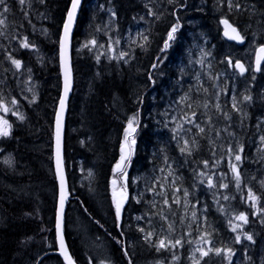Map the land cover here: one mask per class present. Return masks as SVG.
I'll use <instances>...</instances> for the list:
<instances>
[{
    "label": "trees",
    "instance_id": "1",
    "mask_svg": "<svg viewBox=\"0 0 264 264\" xmlns=\"http://www.w3.org/2000/svg\"><path fill=\"white\" fill-rule=\"evenodd\" d=\"M70 1L45 0L44 4H38L39 11L49 15L52 20L49 28L55 58L51 67L47 69L46 65V69H43L51 76V80L48 77L42 82V70L37 68L36 61L28 56L27 61L31 60L34 68H37L35 80L41 81L40 95L33 105H24L26 101L20 97L17 88H13V92L20 101V107L25 110V120H16L8 113L6 117L12 126L11 133L8 137H0V154L3 149L9 152L15 161L12 166H9L0 159V264H35L37 254L43 256L40 264H63L56 254L54 235L56 182L52 168V130L61 89L57 57L58 38ZM91 2H94L96 6L99 4L106 8H113L119 34H122L126 27L138 23L139 13L145 8L144 0H84L74 28L73 89L68 103L64 135V160L70 193L65 209L64 234L71 255L78 264H90V261L91 264H100L101 260L111 261V264H129V260L132 264H157V261H167L173 252H157L154 246L144 241L143 234L137 230L138 227L144 229L147 227L146 232L150 231L149 222L151 225H161L168 232V222H171L175 231L185 240H188L187 232L190 230L193 231L196 240L200 234L197 229L206 228L213 233L214 246L222 247L225 236L230 235L228 217L245 212L249 215V223L243 226V230L253 236L254 243L251 244L250 249L252 253L247 255L246 244L230 243V247L234 248L236 253H240L237 258L233 256L232 264H257L256 257L259 255L263 257L259 258L260 263L264 260V223L261 222L264 220V213L257 212V215H252L254 209L249 202L245 203L247 198L245 188L251 181L256 162L244 160L241 165L242 183L237 190L229 172V158L220 146L223 145L226 148L229 141L233 143H243V141L235 138L238 132L233 126L229 131L235 132L234 137L223 131L219 137H216L214 131H208L210 127L207 123L208 116L212 117L211 127L214 129L223 130L228 122L221 114L216 113L213 107L208 109L203 107L205 102L210 105L215 104L212 85L205 84L207 93L203 90L195 91L196 83L194 82L193 86L192 75L188 76L183 72L180 62L186 61L185 49L190 35L194 34L198 40L204 36L215 44L213 55L211 54V57L215 58V64L211 71L213 74H220L226 68V62H222L225 61L224 57L228 56L226 53L236 52L239 48L224 42L219 21L228 19L242 33L249 34L246 27L254 23L253 18L258 13L264 31V0H239L242 5L245 3L244 7L241 10L233 9L232 11H229L226 4L222 5L220 0H174L172 4H169L167 0H159V4L155 6L158 8L162 5L158 12L162 15L159 20L154 17L150 19L152 22L148 31L147 47L137 46L133 58L127 64L123 61L118 64L115 60L107 61L105 58L97 62L95 54L89 52L87 48L82 47L80 52L74 49L76 43L85 44L84 41L91 37L90 29H87L86 34L83 32L91 17L89 5H87ZM179 4H184L185 7L180 8ZM249 4L257 7L255 15L251 14L252 9L249 11L250 8L247 6ZM106 8L97 16H102ZM97 11H99L98 8H95L94 12ZM173 11L180 18L183 27L177 33V39L167 50L166 56L161 57L164 63L153 70L152 63L156 60L167 31L176 22ZM26 30L36 43L41 42L38 35L30 34L31 29L27 27ZM40 44L49 50L46 42ZM208 49L209 44L206 51ZM22 51L24 55L28 53L26 50ZM15 53L20 55L19 52ZM204 78L205 82H208V79ZM50 81L52 88L48 84ZM190 88L191 91H189ZM186 93L189 98L183 105H192L188 110L189 113L196 111L197 122L206 129L203 136L195 137L199 146L191 156L180 153L178 142L173 139L172 128L165 127L163 121L159 120L162 115L166 117L165 113L172 111L171 105H174L176 110L180 109L179 113H182L185 109L177 101ZM224 93L232 94L231 89H227L222 95ZM235 93L242 94L240 86ZM251 96L254 102V94L251 93ZM221 105L225 111L231 112L229 102L222 99ZM137 112L139 125L135 133L136 145L126 167H130L132 171L139 167L138 169L146 174L153 173L155 165L161 161L155 160L151 153L156 149L163 152L168 158V163H172L176 169L175 178H180L176 180L175 186L163 187L168 199L171 201L173 198L174 187L194 190L195 195L188 199L196 204L199 220L193 221L191 227H187L186 219L184 223L180 222V217L184 215L185 210L183 206L173 204L169 210L163 204L164 195L156 194V189L161 188L158 186L153 191H149L153 186L146 180L138 181L139 187L132 186L133 189H129V199L124 204L121 219L116 220L111 180L117 179L116 191L123 185V181L119 174L113 172V167L120 160L119 147L124 139L127 120ZM154 112L159 115L158 118ZM257 113L261 116L260 112L257 111ZM232 115L235 118L237 114L232 113ZM28 124H30L29 128ZM189 127L192 126H185V129ZM41 129L44 132L42 137L37 139L38 130ZM195 132L196 129L193 127L192 133H187L186 138L191 139ZM241 133H243L242 130ZM250 136V133H246L244 139L246 144ZM210 139L214 141L215 149L209 143ZM214 150L215 155H213ZM245 151H247L246 148ZM78 160L85 168L93 170L92 189H88L87 182L80 187L75 185L76 167L71 165V161H76L75 165H77ZM204 160L210 163L220 162L215 168L204 169L202 164ZM194 170H204L209 175L215 173L218 176L219 173H229L224 178L229 187L214 190L221 195L231 197L227 201L220 199V204H223L226 209L225 213L218 210L219 205L214 195L203 191L206 177L201 184V178L194 176ZM129 181L130 178L127 180L128 185ZM194 182L196 188L193 189ZM257 192L264 198V192ZM133 193L134 196L140 197L138 198L140 202L132 198ZM95 195L98 199H95ZM177 195L182 197L183 192L180 191ZM153 204L156 206L153 207ZM161 209L168 217V222L160 218ZM172 213L175 215L173 216ZM141 214L144 215L145 221H136L135 216ZM204 217H207V225L201 223ZM76 219L80 221L81 226L79 224L78 226L84 230L83 233L97 248H102V252L84 247L82 234L75 232L73 228L75 223H78ZM175 231L171 234L174 235ZM156 236L153 237V241H156ZM260 245H263V248H260ZM191 246L186 243L183 248H179L181 253L177 264H189L187 255ZM125 251L128 253L127 256L124 254ZM174 251L177 254L178 249ZM246 255L250 259H245ZM201 264H228V262L221 256L210 254L201 261Z\"/></svg>",
    "mask_w": 264,
    "mask_h": 264
},
{
    "label": "snow or ice",
    "instance_id": "2",
    "mask_svg": "<svg viewBox=\"0 0 264 264\" xmlns=\"http://www.w3.org/2000/svg\"><path fill=\"white\" fill-rule=\"evenodd\" d=\"M39 4H44L45 0H36ZM169 4H172L174 0H167ZM18 3L21 6H24L26 3L31 5L32 0H18ZM220 3L226 4L228 7L229 11H232L233 9L236 10H241L244 5H242L239 0H220ZM81 5V0H71V7L69 8L67 12V18L64 21L63 25V34L60 37V57H61V67L63 69V75H64V95L60 99V111L57 113V121H56V142H57V175L60 179V185H61V195H60V209L57 212V223H56V231H57V239L59 241V253L60 255L64 258L65 264H75L72 256L69 254L65 243H64V238L62 234V212H63V205L65 201V194H64V178H63V172L61 169V159H60V139H61V129H62V116H63V109L65 106V100L67 98L68 92L71 88V83H72V78H71V70L67 64V46L69 42V37L72 32L73 24L77 16V10L79 9ZM103 8V5L100 6ZM147 8V15L152 16L155 19L159 20L161 18V14H158L152 7L149 5H145ZM178 7L183 8L185 7L184 4H179ZM0 8L3 9L2 12H0V28L7 27V16L6 14L11 11L9 5L6 3V0H0ZM109 11H111L109 9ZM251 11V9H249ZM174 16H176V12L173 11L172 13ZM25 19H28V13L25 12ZM41 18L42 19H47V17L41 13ZM111 15L115 17L116 13L114 11L111 12ZM141 20L144 19V17H140ZM29 24H32L31 20H28ZM220 23L225 26V36H227L231 40H235L238 43H243L245 41V36L241 34V32L238 30L237 27H234L231 23H229L228 19H221ZM33 28H35V25H32ZM183 27V25L180 22V18L176 16V22L173 23L169 30L167 31L166 38L163 40V45L159 50V53L156 57V60L152 63V69L155 70L157 69L162 63H164V60L161 59L162 56H166L167 50L172 46L173 42L177 39V33L180 31V29ZM97 31H101L100 28H97ZM43 34L47 35V29L42 30ZM5 32L3 30H0V36H5ZM137 35L141 39V43H139V47L141 48H146L147 43L149 41L148 35H146L143 32L137 33ZM12 39H17L16 36H12ZM121 43L119 39L112 40L111 38L108 41V50L115 52L116 51V46H118ZM132 43H136L135 40L132 41ZM19 46L22 49H36V45L32 42L29 41L28 37L25 36L23 39L19 41ZM83 48H87L89 51H92L94 48L100 47L103 48L105 45H101L98 43V41L95 38H92L91 40H88L85 42V44L82 45ZM257 54H256V59H255V71L256 72H261L264 71V67H262V61H264V44L259 45L257 48ZM103 55V53H101ZM210 53L205 51L204 49H201V59L195 61L196 63L203 64L204 63V57L209 56ZM129 56V53L126 51H120L118 55L114 56H109L108 58L110 60L115 59L119 61H123L124 63H128L127 57ZM6 59L11 63V65L14 66V68L19 71L21 70L23 64L22 61L19 59H16L12 54H8L6 56ZM97 62L100 60V55L96 56ZM229 68H235L238 70L239 75L243 76L246 71H249L245 67V65L239 61L236 60L235 63H233V59L231 57H225V61ZM192 63V61H190ZM7 71V69H5ZM29 72H31V69H28ZM221 76L225 75L224 73L219 74ZM210 79H215L214 77H209ZM149 79H152V73H149ZM197 79L199 80V74L197 75ZM253 79L255 77L253 76ZM154 82V81H153ZM215 87V85H213ZM203 88V86H200ZM31 91V89H28ZM191 91V88L189 89ZM203 91L205 93L208 92L207 88H203ZM222 92H226L227 89H222ZM219 94L217 93V100L219 99ZM188 95L187 93L180 98L179 101H177L178 104H183L185 101L188 100ZM253 97L251 94L248 93H242L239 96L233 95L231 98V112L225 111L224 108L220 103H215L213 105H210L208 102H205L203 104V107L205 109H208L209 107H213L216 110V113L221 114L223 119L227 121L228 123L226 124L225 128L223 130L221 129H214L211 127L212 125V117L208 116L207 123L209 124V129L208 131H214L216 137H219L221 135V131L227 133L229 136H235V132L229 131V129L233 126V115L232 113L237 114L240 117V124L243 126L244 120L247 118L248 113L244 111L245 105L251 103ZM35 100V97H33V101ZM142 102V100L140 101ZM11 103L13 105L18 104V101L13 98ZM189 109L192 107L191 104L186 105ZM0 111L4 113H9L11 112L12 115L17 116V118L21 121L25 119V117L22 114H18L14 111H12L11 108H9L6 104V102L0 98ZM166 114V113H165ZM198 113L196 111H191V113L185 112L183 116L179 118L180 121L182 122H177L176 127L172 129V132L174 133L173 139H176L178 142V147L180 153L186 154L187 156H191L193 154V151L198 148L199 142L195 138L196 136H203L206 132L205 127H202L200 123L197 122ZM173 121H177V117L173 116L171 117ZM190 125L192 127H189L187 129L184 128V125ZM139 125V113H135L131 115L128 120H127V126L124 129V139L123 142L121 143V156L120 160L117 162L115 165L113 172L115 174H119L121 179L123 181L127 180V172H126V164L130 162L132 153L136 144L135 140V133L137 131V126ZM11 124L7 119H5L3 116H0V137H8L11 133ZM167 127V125H165ZM196 129V132L192 134L191 139H186L181 135V132H186V133H192V128ZM257 129L261 133L259 135V146H258V152L261 154H264V117H260L257 120ZM182 140V144L180 141ZM209 143L213 146V149H215L216 145L213 140H209ZM220 148L224 151H226L228 159V166H229V172L231 173L232 179L235 183V186L237 190L240 189L241 183H242V170H241V165L246 159V157L243 155L245 145L243 143H233L232 141H229L227 144V147L224 148L223 145L220 146ZM213 155H215V150L213 151ZM223 159V157H222ZM5 164L12 166L13 160L12 158H6L3 161ZM165 164L168 166L169 169H171V165L168 164V158L165 157ZM220 161H213L209 162L208 160L202 161L204 169H210V168H215L217 164H219ZM260 162H264V155L260 156ZM164 171V168H161V172ZM174 170H170L167 173V176L163 177L165 181H168L169 177L173 176ZM91 175V173H89ZM229 175V173H219V176L214 179L216 176L215 173L212 175H209L208 172L204 170H194V176L200 177V183H204V178L206 177L207 179V187L209 190L213 189H227L229 187L228 183H223V179L226 178ZM160 177L156 178V181L153 182V187L149 189V191H153L156 186L157 182L160 180ZM180 179L179 177H176L171 181V184L175 186L176 180ZM255 179V177H253ZM261 187H264V179H261L259 181ZM112 185H113V203L115 207V216L116 220L119 221L121 219V213L124 208L125 201L129 199V194H128V188L127 184L124 183L121 186L120 191L117 193L116 185H117V179L112 180ZM160 188H163L164 185L161 183L159 184ZM193 189L196 188V183L194 182L192 185ZM182 191L183 195L182 197L177 195L178 192ZM158 195H164V200L163 204L165 207H167L169 210L171 209V206L173 204L177 206H183L185 209V212L189 210V204L191 203L189 201L190 196H194L195 193L193 191H190L187 188L181 189L179 187H174V190L172 192V199L171 201L168 199L167 193H158ZM214 199H216L217 204L219 205V211L222 213L226 212V209L223 204H220V199L222 198L223 200L227 201L231 197L227 195H221L219 192H214ZM133 199H137L136 197H132ZM261 197L257 196L252 188H248L247 192V198L245 200V203L251 202V206L253 208H256L258 204L261 202ZM137 202H140L137 199ZM199 203V201H197ZM153 207L156 205L153 204ZM191 220L192 221H198L199 217L197 216V210H196V204L191 205ZM257 212L259 213H264V207H260L257 209ZM257 212H253L252 215H257ZM147 215V214H146ZM160 218L164 220L165 222H168V217L164 214L163 209H161L160 213ZM174 216L175 213H172ZM144 217L138 216L135 219L141 220ZM184 217H180V222L184 223ZM264 223V220L261 221ZM204 225H207V217H204L203 221L201 222ZM249 223V215L245 212H240L239 214L235 215L233 218L228 220V225L230 228V231L235 233L234 237V243L235 244H242L243 240H248L252 241L253 236L249 234L248 232L243 230V226ZM191 227V224L189 225ZM210 227V226H209ZM139 232L143 234L142 238L146 243L151 244L156 248L157 252L161 251H172V257L171 261L168 262V264H174L175 261H178L180 257L176 254L175 249L183 248L184 245L187 243L189 245L195 244V247H193L189 253V260L190 264H201V261L204 260L205 257H208L210 254H214L216 256H221L225 261L228 262V264H232L233 261V256L235 255V249L230 247V246H225V247H215L214 242L212 240V232H209L205 229L201 230L200 228L197 229V231L200 232L199 238L196 240H185L183 236L177 239H169L167 237L158 239L156 241H153V237L156 235L154 231H147L143 227H138L137 229ZM168 232L172 233L175 231V228L171 222H168ZM190 234V233H189ZM123 235V233H121ZM243 237V240H242ZM119 242V241H118ZM125 256L128 255L127 251H125ZM198 254V255H197ZM245 259H250L247 255L245 256ZM91 264V261H90ZM100 264H111V261H106V260H101ZM129 264H132V261L129 260ZM157 264H165L164 261H157Z\"/></svg>",
    "mask_w": 264,
    "mask_h": 264
},
{
    "label": "rangeland",
    "instance_id": "3",
    "mask_svg": "<svg viewBox=\"0 0 264 264\" xmlns=\"http://www.w3.org/2000/svg\"><path fill=\"white\" fill-rule=\"evenodd\" d=\"M6 3L9 5L11 11L9 14H6L7 16V27L4 28H0V30H3L5 32V36H0V68L3 69V79L0 80V98H2L7 106L9 108L12 109V111L18 113V114H22L25 117V110L20 107V101L18 100V98L16 97L15 92H13V88H17V92L20 95V97L26 101V103L24 105H33V103H35L38 99V96L40 95V89H39V84H41V81H36L35 77H36V72H37V68L42 70V82L43 79H46L49 77L51 80V76L48 75V73L43 70V69H47L49 67H51L54 63V58H55V53L53 51V44L51 45V39H50V28L49 25L51 23V17L47 14H44L43 11H39L40 6H38V2H36V0H32L31 5H29L28 3H26L24 6H21L18 3V0H6ZM244 3V2H242ZM149 5L150 7H152L157 13L159 12L160 8L162 5H159L158 8H156V4H159V0H144L143 5L145 7V5ZM87 5H89V12L91 13V17L89 18L87 24L85 25V29L83 30V32L86 34L88 33L87 29H90L89 34L91 35V37H89L88 39H86L84 41V43L88 40H91L92 38H95L99 44L101 45H105V47L100 48H94L92 52L95 54V56L100 55V59L101 58H105L107 61H109L110 59L108 58L109 56H114V55H118L120 51H126L129 53V56L127 57L128 62L129 60H131L133 58L134 55V50L135 48L139 45V43H141V39L140 37L137 35V33L143 32L146 35H148V31L150 28V23L152 22L150 19L152 16H148L147 15V8L145 7L143 12L139 13L140 15L138 16L139 22L134 24V25H130L128 27H126V29L123 31L122 34H119L118 32V26L116 24V15L115 17H113L111 15V12L114 11L113 8L109 7L106 8L103 5V8H101L98 4V6L94 5V2L88 3ZM245 5V3H244ZM12 6V7H11ZM38 6V7H37ZM250 9H252V13L251 14H256L257 13V7H255L254 4H249L247 5ZM95 8L99 11L94 12ZM106 8L105 13L102 14V16H97L98 13H101L102 10H104ZM93 9V11H92ZM109 9L111 11H109ZM3 9L0 8V12H2ZM27 12L28 13V19H25V15L24 13ZM41 13H43L47 19H42L41 18ZM140 17H144L143 20L140 19ZM28 20L32 21V24L28 23ZM254 23L250 24L248 27H246V30H249V40H248V44L246 45L245 48L238 50L237 52L234 51H229L226 53L228 56L227 57H231V58H238V59H242L245 64H247L248 66H250V70H251V65H252V60L254 57V53H255V48H256V42L260 39V34H264L263 29V24H261V19L258 17V13L257 15H255V17L253 18ZM25 21V22H24ZM28 23V24H25ZM194 23V22H193ZM32 25H35V28L32 27ZM31 29L30 34H36L39 36L40 41L39 43H36L33 40L32 36H29V31L27 32L26 28ZM47 29V35L43 34L42 30L43 29ZM97 28H100L101 31H97ZM12 36H16L17 39H12ZM27 36L29 41L34 43L36 45V49H22L19 46V41L21 39H23V37ZM112 39L113 41L116 39H119L121 41V43L116 46V51L112 52L108 50V41L109 39ZM37 40V39H36ZM135 40L136 43H132V41ZM42 42H46L47 46L49 47V50L52 49L51 51H49L47 49V47H45L43 44H40ZM210 41H208L204 36H202L201 40H198L197 37L194 34L190 35V39L187 42V47L185 49L186 52V61H181L180 65L182 66V70L185 74H187L188 76L192 75L194 82L196 83L195 85V91L199 92L202 91L203 88H201L200 86H203V81L200 77L202 72H205L207 74L208 77H212L213 72L212 67L215 64V58L211 57V54L213 55V51H214V45H210L211 47L208 49L207 52L210 53L209 56L204 57V63L200 64V63H196L195 61L200 60L201 59V49H204L206 51L207 49V45ZM77 45L75 46V50L77 52H80L82 50V43L78 42L76 43ZM262 44V43H261ZM22 50H26L28 53H26L25 55L22 54ZM13 52H19L20 55L18 57L15 56V54ZM101 53H103V55H101ZM237 53V54H236ZM8 54H12L16 59H19L22 61V68L21 70L17 71L13 65H11V63L6 59V56ZM18 55V53H16ZM24 55V56H23ZM32 57L36 63H37V68H34V66L30 62L27 61L26 57ZM224 57V56H223ZM225 59V57H224ZM115 60V59H112ZM116 63L119 64V60H115ZM190 61H192V63H190ZM47 63V64H46ZM127 64V63H125ZM47 65V66H46ZM264 67V65H263ZM5 69H7V71H5ZM28 69H31V72L28 71ZM6 72H9V76L6 75ZM225 75L221 76L215 83V87L213 86V90H215V96H214V102L213 103H220L221 104V100L223 99L224 101L229 102L230 107H231V98L233 95H237L239 96V94L235 93L238 85H234V87L231 89V93L232 94H226L224 93L222 95V89H229L227 86V82L229 80L234 81L236 78V82L238 84V81H240L243 85V89L241 90L242 93H248L254 94V102H256V106H252V101L251 103L243 106L244 107V111H246L248 113L247 118L244 120L243 126H241L240 124V117L238 115H236L235 118H233V123H235L233 125V128H237V132L238 134L235 136V138H240L244 145L246 144L244 139L246 138V133H250L251 136L248 137V141L247 144L245 146L246 150L244 149V152H246V155H243L246 157L247 160L252 161V162H256V168L254 173L251 176V181L248 182L246 189V192H248V188H252V190L254 191V193L261 197L260 194L257 191H261L264 192V187H261L259 181L261 179H264V162H260V156L264 155L258 152V146H259V135L261 134L258 129H257V121L254 118L258 119V113L259 110H262L264 108V71H261L260 74L255 75V74H250L249 76H244V77H240L239 73L234 69V68H229L227 63H226V68L222 71ZM2 74V73H0ZM199 74V80L197 79V75ZM253 76L255 77V79H253ZM11 80V81H8ZM211 81L213 79H210ZM224 80V86L221 87V81ZM48 82V81H47ZM245 82H247L248 84H245ZM50 88H52V84L51 81L50 83H48ZM51 84V85H50ZM194 85V84H193ZM221 87V88H220ZM28 89H31V91H29ZM49 90V89H48ZM219 94V99L217 100V96L216 94ZM33 97H35V100L33 101ZM15 98L18 101V104L13 105L11 103L12 99ZM176 103V100H175ZM184 104V103H183ZM182 104V108H184L185 110L182 113H179L180 109L175 108L174 105H171L172 111L168 114V118L161 116L162 118L159 119L161 122L163 121L164 126L167 125L170 128H175L176 127V123L177 122H182L179 120V118L181 116L184 115L185 112L189 113V108L185 105ZM187 108V109H186ZM246 108V109H245ZM213 110L216 112V110L213 108ZM181 112V111H180ZM11 115L12 113L9 112ZM8 114V113H7ZM7 114L0 111V116H3L5 119H7ZM37 114V111H36ZM190 114V113H189ZM154 115L156 116V118H158V114L154 112ZM16 120H19L17 118V116L12 115ZM39 116V114L37 115V117ZM72 116H73V111H72ZM80 116V115H79ZM176 116L177 117V121H173L171 119V117ZM217 117H219V115H217ZM25 120V119H24ZM21 121V120H20ZM172 122V125L169 124V122ZM184 126H188L187 124H185ZM27 127H30V124L27 125ZM165 128V127H164ZM72 130H74V127H72ZM236 130V129H235ZM241 130L243 133H241ZM43 130H38V135H37V139H39L40 137H42L43 134ZM181 135L186 138L187 133L186 132H181ZM187 139V138H186ZM182 143V140L180 141ZM2 155L0 156V159L2 160V162L6 159V158H12V155H10L9 153L5 152L3 149L1 150ZM151 156L154 157L155 160H159L161 161L160 163H157L155 165V168L153 169V173L150 174H146L144 171H138L139 167H136V169L132 172H130V181H129V189H133L132 186H134V188L139 187L138 185V181H142V180H146L148 184H151L153 186V182L156 181L157 177H160L161 179L157 182V186L156 188L159 186V184H163L164 186L166 185H172L171 181L173 179H175V167L173 166V164L168 163L171 165V169L168 168V166L165 164V157L163 152H161L159 149L153 150L151 153ZM153 159V160H154ZM152 161V160H151ZM150 161V162H151ZM14 160H13V164H14ZM79 160L77 161V165H75L76 161H71V165L76 167V180H75V185L76 186H82L85 182L88 183V189H92V184H93V179H94V174H93V170L89 169V168H84L82 166L81 163H78ZM12 164V165H13ZM151 163H149V167H151ZM229 167V166H228ZM161 168H164V171L161 172ZM170 170H174L173 172V176L168 178V181H165L163 179V177L167 176L168 171ZM13 171V170H10ZM89 173H91V175H89ZM218 177V175H216L214 177V179H216ZM253 177H255V179H253ZM223 183H225V179H223L222 181ZM203 191L204 192H208L209 194H213L214 190H209L207 187V179L205 180V183L203 185ZM133 190L131 191V195H132ZM194 192V190H193ZM158 193H164L163 188L161 189H156V194L158 195ZM52 196V192L50 193ZM94 195V193H93ZM264 195V193H263ZM95 199H98V197L95 195L94 196ZM133 197H136L137 199L140 198L138 196H134L133 193ZM261 203L257 205L256 208L254 209V212H257V209L260 207H264V198L263 196L261 197ZM189 201L191 202L189 204V210L187 212H185V210L183 211L184 215L183 217H185L186 219V225L187 227H190L189 225L193 223V221L191 220V205L194 204V201H192L191 199H189ZM251 204V202H249ZM138 216H142L144 217L143 214L138 215ZM138 216H135L138 217ZM234 216H230L228 217V220L233 218ZM78 221V223L76 222L74 225V231L77 233H81L80 235L83 238V244L84 247L86 249H95V250H99L102 252V248H97L96 245H94L90 238L85 235L83 233V229H81L78 224L80 225V221L78 219H76ZM136 221H145V217L141 220H137ZM150 231H154L156 233V240L158 239H162V238H169V239H177L180 238L181 236L179 235V233L177 231H175L174 235H172L171 233L167 232L166 230L163 229V227L161 225H151L148 222ZM81 226V225H80ZM147 227H145L146 229ZM230 230V228H229ZM230 232V235H226L224 240L222 241V247L225 246H230V243L234 242V237H235V233ZM190 233V234H189ZM231 233L233 235H231ZM200 235V234H199ZM199 238V236H198ZM187 239L188 240H195V237L193 235V231H189L187 232ZM243 240V237H242ZM254 243V239L252 241H248V240H243L242 244H246L247 246V255H250V253H252V251H250L251 249V244ZM195 247V244H192L191 248L188 249V259H189V253L191 251V249ZM260 248H263V245L259 246ZM174 251V250H173ZM172 252V251H170ZM180 249H178V256L180 257ZM238 254L240 253H236L235 252V256L237 258ZM198 255V254H197ZM40 255L37 254L35 256L36 261L35 264L37 262V260L39 259ZM171 257L170 256L168 258L167 261H165V264H168L169 261H171ZM259 258H263L262 256H257L256 260L258 261L257 264H264V260L261 261L259 263ZM178 261H175L174 264H177ZM46 264V263H43ZM189 264H190V260H189Z\"/></svg>",
    "mask_w": 264,
    "mask_h": 264
},
{
    "label": "water",
    "instance_id": "4",
    "mask_svg": "<svg viewBox=\"0 0 264 264\" xmlns=\"http://www.w3.org/2000/svg\"><path fill=\"white\" fill-rule=\"evenodd\" d=\"M83 2H84V0H81V5H80L79 9L77 10V16H76V19L74 21L73 28H72V32L70 34L69 42H68V46H67L66 57H67V64H68V66H69V68L71 70L72 83H71V88H70V90L68 92L67 98L65 100V106H64V109H63L62 129H61V139H60L61 169H62L63 178H64V194H65V197H66L65 198V201H64V205H63V212H62V234H63L65 246H66V248H67V250H68V252H69L70 255H71V253H70V251L68 249V246H67V243H66V240H65V235H64L65 208H66V203H67L68 198H69L68 184H67L66 172H65V165H64V133H65V125H66V121L65 120H66V114H67V109H68L69 98H70V95H71L72 89H73V71H72V41H73V33H74V28H75V25H76V22H77V18H78L80 9H81V7L83 5ZM70 7H71V1L69 3L67 12H68V10H69ZM67 12L65 14V17H64V20H63V24H62V27H61V31H60V35H59V39H58V55H57V57H58V66H59L60 79H61V89H60V95H59V99H58V103H57L56 111H55V115H54L53 130H52V136H53V138H52V164H53L54 178H55V182H56V206H55V216H54V235H55V242H56V254L61 259V261L63 262V264H65V261H64V258L59 253V241L57 239V231H56L57 212L60 209V195H61L60 179H59V177L57 175L56 121H57V113L60 111V99L64 95V75H63V69L61 67V57H60V44H59V41H60L61 35L63 34V25H64V21L67 18ZM229 23H231V22L229 21ZM220 27H221V36H222V39L224 41H226L228 43H231V44H234L237 47H243L245 45L246 38H245V41L243 43H238L237 41L231 40L227 36H225L224 33H225V30L226 29H225V26L223 24L220 23ZM234 27H236V26H234ZM257 48H256V50H257ZM256 50H255L254 58H253V71L255 73H259V72H256L255 71V59H256V54H257V51ZM239 61H241V60H239ZM241 62L244 64L243 61H241ZM263 64H264V61H262V65ZM235 70L238 71L237 69H235ZM120 153H121V147H120ZM127 176H128V173H127ZM126 181H123V182L126 183ZM119 191H120V189L117 190V193ZM72 258H73V256H72ZM40 260H41V257L37 260L36 264H39ZM73 260H74V258H73ZM74 262H75V264H78L75 260H74Z\"/></svg>",
    "mask_w": 264,
    "mask_h": 264
},
{
    "label": "flooded vegetation",
    "instance_id": "5",
    "mask_svg": "<svg viewBox=\"0 0 264 264\" xmlns=\"http://www.w3.org/2000/svg\"><path fill=\"white\" fill-rule=\"evenodd\" d=\"M259 41L262 43V44H264V34H260V39H259ZM260 43V44H261ZM14 54H15V56L16 57H18V55L15 53V52H13ZM0 73H2V74H0V80H2L3 79V77H4V75H3V69L2 68H0ZM221 74V73H220ZM251 74V72H246L243 76H249ZM252 74H254V73H252ZM6 75L7 76H9L10 74H9V72H6ZM212 77H214L215 79H213L212 81H211V85H212V87H213V85H214V83L221 77V75H219V74H213L212 75ZM209 80H210V78H209ZM224 80H222L221 81V87L222 86H224L225 84H224ZM241 83V82H240ZM242 84H244V83H241L240 85H239V83L237 84V82H236V78H235V80L234 81H231V80H229L228 82H227V86H228V88L229 89H232L233 87H234V85L236 86V85H238V87L240 86V89L242 90L244 87H243V85ZM245 84H248L247 82H245ZM194 86V85H193ZM220 87V88H221ZM213 91H215V90H213ZM257 104H256V102H253L252 101V106H256ZM246 109V108H245ZM259 112L261 113V116L262 117H264V108L262 109V110H259Z\"/></svg>",
    "mask_w": 264,
    "mask_h": 264
},
{
    "label": "bare ground",
    "instance_id": "6",
    "mask_svg": "<svg viewBox=\"0 0 264 264\" xmlns=\"http://www.w3.org/2000/svg\"><path fill=\"white\" fill-rule=\"evenodd\" d=\"M191 21V20H190ZM191 25V24H190ZM193 26V25H192ZM193 28V27H192ZM189 33V32H188ZM190 34V33H189ZM200 39V38H199ZM237 52V51H236ZM237 54V53H236ZM161 101V100H160ZM162 102V101H161ZM164 102V101H163ZM152 106V105H151ZM158 106V105H157ZM159 117V116H158Z\"/></svg>",
    "mask_w": 264,
    "mask_h": 264
}]
</instances>
